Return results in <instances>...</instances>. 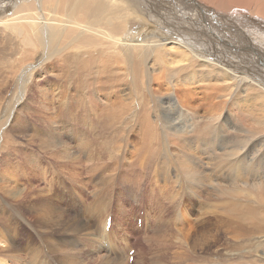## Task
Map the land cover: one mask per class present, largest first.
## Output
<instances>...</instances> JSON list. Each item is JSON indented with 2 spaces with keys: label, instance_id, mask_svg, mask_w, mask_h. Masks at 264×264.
Instances as JSON below:
<instances>
[{
  "label": "bare ground",
  "instance_id": "bare-ground-1",
  "mask_svg": "<svg viewBox=\"0 0 264 264\" xmlns=\"http://www.w3.org/2000/svg\"><path fill=\"white\" fill-rule=\"evenodd\" d=\"M261 33H264V0H0V36L8 49L1 56L11 67L14 60L17 61L11 74L4 73L10 74V78H3L5 82H0L1 95L13 96V108H7L0 126H10L16 112L25 108L26 113L21 118L24 123L22 133L28 134L30 141L37 145L41 142L44 148H51L44 141L46 137L51 138V144L60 149V136L72 138L87 134V127L75 124L79 114L86 116L98 112V126L93 127L108 132L103 141L105 154H101L102 149L94 140L81 139L87 146L82 157H90L94 173L96 164L108 156L113 157L108 147L115 141L132 142V148L137 141H159L165 147L166 158L161 154L157 160L159 168L154 171L153 180L168 182L172 179L178 169L168 166L166 160L172 157L177 161L181 157L177 166L186 172L188 177L185 180L191 178V185L196 188L192 190L195 196L200 198L199 190L208 186L203 185L204 178H207L206 166L214 178L210 186L216 190L219 188L217 191L222 189L225 194L228 189L236 191L238 183L223 185L216 169L226 168L229 178L237 164V170L244 166L248 177L254 175L253 181H240V184L253 191L261 190L264 196V189H261L264 187V131L251 138L240 117L250 107L253 118L250 111L246 114L264 130V45L259 37ZM253 65L261 68L257 70ZM56 72L57 77L49 76V73ZM39 73L48 76L37 82L35 79ZM211 80L225 85L219 86L217 91L216 106L219 109L204 112L191 104L194 102L191 93L196 87L213 88L214 85L205 84ZM10 81L14 85L11 91L7 89ZM45 82L47 86L57 84V95L41 87ZM183 82L186 84L182 85ZM50 89L53 90L54 86ZM29 90V101L42 105L41 113L48 112L50 124L41 125L30 112V103H25ZM32 90L33 94L39 93L38 102L32 96ZM101 90L106 91L107 99L102 98ZM183 95L192 97L189 103L183 101ZM233 101L237 104V112L227 107V103ZM60 115L65 118L57 121ZM125 119L135 125L131 127L124 123ZM201 119L204 123L210 121L215 132L225 133L220 140L207 128L200 129ZM21 120L15 122L16 127L23 126ZM121 121L119 126L110 125ZM56 123L57 130H46ZM249 123L252 121L248 120ZM135 132L138 138L131 136ZM241 133L246 134L242 136L246 141H241ZM6 135L4 133L2 139ZM20 136L26 139L22 134ZM7 138L5 151L16 153L22 149L17 146L18 138ZM237 141L243 143L237 145ZM162 167L167 168L165 173H159ZM178 173H175L176 177ZM32 190L0 192V264H130L131 249L128 248L125 254L124 246L134 236L127 225L121 226V235L117 232L111 234L113 223L107 229V220L112 217L109 206H90L78 197V204L82 206L78 214L82 215L77 220L69 219L61 207L65 201L63 192L41 190V195L35 187ZM174 192L168 193V201L175 203L172 214L177 219L162 218V211L168 206L161 208L153 222L151 214L146 212V227L152 233L153 225L155 235L150 241L142 242L149 247L135 252L133 264H264V245L255 240L260 238L257 234L264 233V209L262 214L258 210L260 206L256 209L254 205L238 208L235 212L236 209L234 211L229 206L231 214H237L240 222L245 224L236 223L234 219L239 218L234 214L223 221L232 231L237 230L232 227L235 223L240 224L236 227L245 240L241 237V244L227 256L206 257L208 247L218 241L221 219L217 212H213L210 216L186 221L188 212L183 199L179 201L181 194L175 192L172 196ZM145 205L141 203V207ZM87 221L96 223L88 225ZM171 229L187 238L195 236L182 245L190 252L155 254L154 248L162 243L173 246ZM79 235L87 236V240L93 237L94 243L90 246L88 243L84 248L77 244L79 249L68 254L69 245L62 242ZM234 237L233 240L237 236ZM107 246L110 249H106ZM101 251L104 252L95 261L85 262V253Z\"/></svg>",
  "mask_w": 264,
  "mask_h": 264
},
{
  "label": "rangeland",
  "instance_id": "rangeland-1",
  "mask_svg": "<svg viewBox=\"0 0 264 264\" xmlns=\"http://www.w3.org/2000/svg\"><path fill=\"white\" fill-rule=\"evenodd\" d=\"M231 27L233 28L232 23H231ZM259 37L261 39L262 45H264V33L259 34ZM3 52L5 53L8 52V49L5 46L2 40V37L0 36V73H1L0 82L1 81L5 82L7 78H10V74L14 70L12 69V67H15L17 65L16 60H14L12 67L10 66L9 62L4 61L1 56ZM253 66L256 67L257 70L261 68L258 65H253ZM5 72L10 73V74L9 75L4 74ZM53 75L57 77V72L56 74L49 73V76H53ZM47 76L48 75L39 73L35 80L37 82H41ZM3 78H5V80ZM10 82L8 84L7 89L10 88V91H11L14 85H12V82L10 84ZM183 84H186V83L183 82L182 85ZM205 84L214 85V87L208 90L204 88L198 89L197 87H196L197 90L193 89L195 91H193V93L191 94H192V97L194 98V102L191 104L197 109L203 110L204 112L205 111L215 112L216 110L219 109L216 106L217 99L219 96L217 91L220 89L219 86H223L225 84L212 82V80L210 82H206ZM47 85H48L47 82L41 83L42 88L47 89L48 91H51V92H55V94L57 95V84L55 83L53 84L54 86L53 90L50 89V87H53V86H47ZM188 85H190V82H188ZM7 91L8 90L4 92L6 93ZM33 93H34V90H32V96H34L35 100L38 102L39 93L37 92H35V94ZM100 93L102 94V96H104L102 98L104 99L108 98V97H105V93H106L105 90H101ZM11 94L12 93H10V95ZM30 94H31L30 90L26 92L25 103L26 104L30 103L29 110L30 112L33 113L32 115L37 120H39V123L41 125L45 126L46 124H50L51 122L47 118L48 112L44 111L41 113L42 105L41 104L39 105V103L31 104L33 102L29 101L31 97ZM6 95L7 94L2 96L0 93V103L2 104L0 106V119L4 118L3 116L5 115L7 108L9 106H12L13 108V104L11 103L13 96H11L10 98L9 94L7 95V97ZM192 97L183 95V101L185 103H189ZM239 102L240 104L242 103L241 101ZM227 107L229 108L230 111L237 112L236 111L237 104L235 105V101L228 102ZM24 109H19L16 112L13 122L10 126L8 127L6 125L0 126L1 128L0 129V141L2 139L1 136H4V133L7 134L5 138L3 137L2 141L0 142V192L3 190H26V189L32 190L33 187H35L37 192L41 195H43L41 190H44V191L53 190V191H57V193L63 192L65 195V201L63 202V205L61 207H63L66 210V213H68L67 218L75 219V220H77L78 217L82 215L81 213L78 214L79 208L82 207L78 204V197L83 198L85 204H88L90 206L101 205V204L107 205L109 206L111 210L110 215L113 217V218L110 217L113 223V227L111 225L112 227L111 234L113 232L114 233L117 232L119 234L122 231L121 226L127 225L130 230L131 235L134 236L131 239H129L130 242H127L128 244L124 246L125 254L128 248L131 249L132 252L137 251L139 253L141 248L146 249L149 247V244L146 245V244H143L142 242L150 241L151 240L150 237L153 238L155 235V230H154V226L152 225L151 226V228H153L152 233L148 231L146 227V212L151 214V222H153L155 220V217H157L158 214L160 213L161 208L164 206L165 207L168 206V209H164L162 211V218L164 220L168 218L177 219L176 215L172 214L175 203H172V204L169 203L168 193L170 194L175 191L177 194L180 192L181 196L179 198V201L181 200V198L183 199V205L186 211L188 212L186 216V219H187L186 221H194L202 216H210L209 214L213 212L218 213V216L221 219L220 224H222V226L219 224L220 227L218 230V241L214 245H211L210 247H208L210 249H208V251L205 253L209 254L210 256L207 255L206 257H214L215 254L218 255L219 257H221V255L227 256L232 253L233 251L232 249H234V247L236 249L238 245L241 244L243 239L245 240V238L242 237L243 235L241 234V231H239L238 227H236V225H238L236 223H240V224H245V223L244 221L243 223L242 221L240 222L239 216L237 214H234V212L231 214L232 210L230 209V207L233 210L236 209V211L234 210L235 212L238 211V208L244 209V207L246 208L248 206L255 205L256 209H258L259 206L264 207L263 206L264 196L261 193L262 192L261 190H256L259 192L257 194L255 190L253 191L250 188H244L240 184V181H250V182L253 181L252 179L254 178V175H251L250 177H248L249 176L248 172H246L244 166H240V169L237 170V167H236L237 164L234 167V170L231 171L229 178L226 176L228 174L226 168L216 169L218 176L223 181V185L224 184L230 185V183L231 185H233V184L238 183L237 185L238 191L228 189V191L225 192V194H223L222 189L217 191L219 188L216 190L214 186H213L214 191H212L213 188L210 185H213V184L210 181L214 180V178H212L211 172L209 173V170H208L209 167L206 166L205 175L207 174L206 175L207 178L206 179L204 178L203 185L205 186L207 184L208 186H205L203 190H199V193H201V194H198L200 195V198L195 196L192 190H196V188L193 185H191V182H190L191 178L189 181H188L189 178L185 180L188 177V176L186 177V172L182 169H179V167L177 166V162H179L178 160H181L180 156H179L180 159L177 158V161L175 158H172V157L171 158L168 157V159L166 160L168 166L174 167V170L178 169L177 171H175V173L179 172L177 175L178 178L176 177L174 173L175 176L174 175L171 176L172 179L168 180V182L167 180L166 181L165 180L164 181L153 180L154 179L153 173L155 170L159 168V164H158L159 161L157 160H159V157L161 156V154L165 157V154H164L165 147L164 145L161 146V143L159 141H137L135 143V148L131 147L132 142H127L123 140L115 141L111 146L108 147V149L113 152L112 154L113 157L108 156L106 159H103L102 163L96 164L95 165L96 172L94 173L91 167L94 163L90 161V157H82L83 154L87 152V149H86L87 146L84 145L83 142H81V139L94 140L98 144V146L102 149L101 154H105V152L103 151V148L105 147L103 144V141L105 137L108 135V132L102 131L101 129L97 127H93V126H98L97 124L98 112H94V113L91 112L89 114L86 113L87 114L86 116L79 114L80 117L78 118V120H76L75 124L76 126L87 127V134H82V135L79 134V137L81 136L80 138L77 135H75V137H72V138L69 137L68 135L60 136L62 140L60 142V146H62L60 149H57V145L56 147H54V145L51 144L53 143V139L48 138V137L44 138V141L48 142V146L51 147L52 148L51 149V148H44L41 142L40 144L38 143L39 145L35 144L34 142H31L29 135L22 133V130L24 129V123L21 120V118L26 113ZM58 111L59 109H57V116H58ZM247 111L251 112V108L248 107L245 111H243L240 117L243 120L245 126L249 129L248 132L251 133V138H253V136L259 135L264 130H261L259 128L260 124L254 122V120L252 119L253 118L252 112H251L252 118L248 117V115L246 114ZM110 116L111 115L107 112V117H110ZM10 117L11 115L7 119H10ZM64 118L65 117L63 115H60L57 121H60ZM19 119L22 121V125H23L22 127L15 126V122L19 121ZM126 119L123 120L124 123L130 124L131 127L135 125L134 122L130 121L129 119L128 120ZM201 120H199V123L201 126L200 129L207 128L208 131H212L210 132V134L213 137L217 138V140H220L221 136L225 134V133L218 132V131L215 132L216 130L215 128H212V125H211L212 123L210 121H208L210 123L209 125L207 121L204 120L205 121L204 123L203 120L202 121ZM248 120H251L252 123L248 124ZM200 121L204 124L202 125ZM121 123L122 121L119 123H113L110 125L119 126ZM127 124H124V125H127ZM65 125L69 126L68 124H65ZM46 130H53V131L57 130V123L55 125H52L49 129H46ZM227 133L230 134V132H227ZM21 134L26 139H22L20 136ZM244 135L246 134L241 133L239 135L241 137V141H246V139L242 137ZM131 136L134 138H138L136 132L133 133ZM7 137H9L11 140H15L18 138L17 146H20L22 149L18 147L19 151L17 150L16 153L11 152L12 154L10 153V150L5 151L6 142L8 139ZM176 141L178 142V140ZM242 143L237 141V145H240ZM255 144H259V143L255 142ZM192 164L195 165L194 163ZM86 167L88 170L86 169ZM160 169L161 170H159V173L160 172L165 173L167 171V168L163 169L162 167ZM262 171H263L262 174L264 175V170L262 169ZM180 174L182 176L184 175L183 176L184 178ZM175 177L177 179H175ZM179 178L180 179L182 178L183 180L181 179L180 181ZM176 180L180 182L178 183L176 182ZM181 185L185 187V189L180 188L182 187ZM163 186L165 187L163 188ZM13 188H17V189H13ZM162 188L164 190H162ZM261 189L263 190L264 187ZM68 190H78V192L73 194V193H70ZM229 191L230 193H232V196L229 195L230 194ZM233 191L240 197H236ZM175 192L172 194V196L175 195ZM182 195L185 197H183ZM187 195H190V196H187ZM258 195L260 197H258ZM232 199L234 201H232ZM235 200L238 201V203H236ZM170 201L173 202L174 199L171 198ZM225 201L227 202L229 201V202L227 203ZM240 201L241 202L244 201L245 203H241ZM246 201H249V202H246ZM230 202L233 205H231ZM141 203H145L146 204L145 207H141ZM222 204L228 207L225 208L223 207ZM59 207L60 206H57V208ZM260 207L258 210H260V212L262 213L264 211L263 210L264 208H260ZM222 208H224L225 212H223ZM140 210H141V213H138ZM228 210H230V213H228L229 212ZM233 214L235 215L234 217H236L237 215L238 216L237 218H239L237 219L239 220L238 222L236 219H234L236 223H235V226H232L234 227V229H237L236 230L238 231L237 233L235 230H234L235 232L230 230L229 229L230 227L225 223V221H223L225 219H228V217L232 216ZM29 216L30 215H27V217ZM221 216H226V217L222 218ZM100 221L101 223L104 221V214L101 216ZM87 223L88 225L90 224L94 225L96 222L92 221L90 223L89 221H87ZM229 231L231 233H229ZM172 232L174 233V235L171 238L173 246H165L162 243L160 247L154 248L156 253L151 247L152 251L155 254L158 253L157 255H163V254H171L174 252L189 251V250L182 248V245H184L187 241H191L195 236L192 238H187L183 234H177L173 230ZM235 233L237 237L235 235L234 236L236 237L237 240L236 239L233 240V237H234L233 234ZM257 235L260 236V238L255 239V240H257L258 242L259 240L262 241L264 245V233L257 234ZM239 237L240 238L242 237L243 239L242 238L240 239ZM60 240L61 239H59L58 241ZM102 240H103V237H102ZM88 243H89V246L94 243L93 237H90L87 240V236L79 235V236H76L75 239L71 238L68 241L62 242V244L69 245L68 254H72L79 249V246H77V244L80 245V247L84 248V247H87ZM105 248L110 249L108 246ZM131 251L129 252L130 258H135V254L134 255L130 254ZM263 251H264V248H263ZM103 252L104 251L95 252V253H92V252L85 253V262L92 263L93 261H95V259H97V257H100L99 255L102 254ZM198 252H200V250H198ZM129 262L130 264H133L131 260Z\"/></svg>",
  "mask_w": 264,
  "mask_h": 264
}]
</instances>
